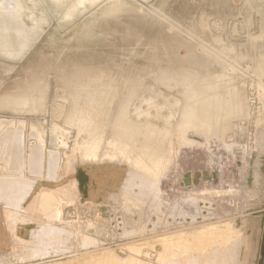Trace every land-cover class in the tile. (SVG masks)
<instances>
[{"label":"rangeland","instance_id":"rangeland-1","mask_svg":"<svg viewBox=\"0 0 264 264\" xmlns=\"http://www.w3.org/2000/svg\"><path fill=\"white\" fill-rule=\"evenodd\" d=\"M77 1L0 0V264H264V0Z\"/></svg>","mask_w":264,"mask_h":264},{"label":"bare ground","instance_id":"bare-ground-1","mask_svg":"<svg viewBox=\"0 0 264 264\" xmlns=\"http://www.w3.org/2000/svg\"><path fill=\"white\" fill-rule=\"evenodd\" d=\"M58 1H64V0H58ZM90 1H94V0H90ZM78 3L80 2V0H78L77 1ZM59 3V2H58ZM6 32V33H5ZM7 32H9L7 29H6V27H4V28H0V50H2V49H4V52H6V53H9L10 52V47L11 46H9V42H8V39L10 38V36H9V34L7 33ZM17 36L19 35V33L16 31V33H15ZM4 47V48H3ZM191 74V73H190ZM93 79H95V78H93ZM207 82H209V81H207ZM189 86V85H188ZM196 90V89H195ZM99 93V92H98ZM196 95V94H195ZM139 115V114H138ZM108 126V125H107ZM32 127V126H31ZM78 129V128H77ZM82 130H83V128H82ZM78 131V130H77ZM77 133V132H76ZM90 140H92V139H90ZM74 142H75V140H74ZM84 142H86L85 140H84ZM4 143V142H3ZM76 144V143H75ZM81 144V143H80ZM85 144V143H84ZM87 144V143H86ZM84 145V147H87V145ZM89 144H90V141H89ZM94 144V143H93ZM108 144L111 146V147H115L114 146V142H108ZM12 145V144H11ZM77 145H78V143H77ZM99 145V144H98ZM14 146V145H13ZM80 146H82V145H80ZM96 145L94 144V146L92 145V146H90V149H91V147H92V149H93V147H95ZM107 147V146H106ZM5 148V147H4ZM73 148H74V146H73ZM80 148V147H79ZM78 148V149H79ZM13 149V148H12ZM86 149V148H85ZM90 149H88L89 151L88 152H91L92 153V151H90ZM91 149V150H92ZM115 149V148H114ZM95 150V149H94ZM94 150H93V152H94ZM117 150V149H116ZM115 150V151H116ZM108 151V150H107ZM119 151V153H120V150H118ZM117 151V152H118ZM121 151H123V150H121ZM12 153V152H11ZM90 153V154H91ZM103 153H106V152H103ZM109 153V152H108ZM110 153H113V151L112 152H110ZM85 154H87V153H85ZM115 154H117V153H115ZM120 154H123L122 152L120 153ZM82 155V154H81ZM93 155V154H92ZM107 155V154H106ZM111 155V157H112V154H110ZM118 155V156H117ZM117 155H114L115 157H119V154H117ZM125 155V154H124ZM134 155V154H133ZM3 156V155H2ZM9 156V155H8ZM87 156H88V154H87ZM104 157H105V155H103ZM102 156V157H103ZM7 157V156H6ZM93 157H95V156H93ZM106 157H108V156H106ZM120 157H122L121 155H120ZM125 157V156H124ZM135 157V156H134ZM89 158V157H88ZM123 158V157H122ZM118 159H120V158H118ZM124 159H126V158H124ZM138 160H142L141 158L140 159H138ZM131 161V160H130ZM134 162V161H133ZM143 162V161H142ZM97 163V162H96ZM138 163V162H137ZM101 164V163H100ZM135 164V163H134ZM110 165V164H109ZM137 165H139V164H137ZM156 165V164H155ZM100 166V165H99ZM102 166V165H101ZM111 167V166H110ZM142 167V166H141ZM100 168V167H99ZM104 168V167H103ZM147 168V167H146ZM158 168V166L156 167V169ZM105 169V168H104ZM143 169H145V168H143ZM202 169V168H201ZM109 171V170H108ZM75 173H76V176H77V178L79 179V181L80 182H78V183H80V186H79V189H84V184H87L88 182L91 184V179H92V176H91V173H89V170L87 171L86 169H84L83 167L81 168V167H78V168H76V170H75ZM117 176V175H116ZM85 178H87V179H85ZM78 179H76L77 181H78ZM196 179H197V175H196V173H193V174H184V176H183V178H182V182H184L185 184H188V183H192V181H196ZM103 180V179H102ZM213 181V180H212ZM201 182V181H200ZM78 186V185H77ZM100 186V185H99ZM197 187V186H196ZM86 194H84L83 196H85ZM84 204V203H83ZM55 205V207H56V204H54ZM62 205H65V203L63 204L62 203ZM68 205V204H67ZM49 207V206H48ZM47 207V208H48ZM54 207V208H55ZM46 208V209H47ZM50 208H51V206H50ZM50 208H48L50 211H51V209ZM60 207H58V209H59ZM58 209H57V211H58ZM62 209V208H61ZM63 210V209H62ZM73 210V209H72ZM72 210H71V212H72ZM56 210L54 209V214L57 212H55ZM66 211V210H65ZM69 211V209H67V212ZM52 212V211H51ZM63 211H61V213H62ZM49 213V212H48ZM58 214V213H57ZM65 214V213H64ZM51 215H52V213H51ZM50 215V216H51ZM65 215H67V214H65ZM53 216V215H52ZM56 216V215H55ZM63 217H64V215H63ZM69 217H70V215H69ZM58 218V217H57ZM71 218V217H70ZM60 220V219H59ZM68 220V219H67ZM65 221V220H64ZM78 224V223H77ZM64 228V227H63ZM237 235V234H236ZM225 236V235H224ZM230 236V235H229ZM239 236V235H238ZM223 236H221V238H222ZM230 238V237H229ZM228 238V239H229ZM215 239V238H214ZM237 239V238H236ZM219 240V239H218ZM222 240V239H221ZM225 240H226V238H225ZM224 240V241H225ZM233 240V239H232ZM238 240V239H237ZM234 241V240H233ZM205 242V241H204ZM215 242V241H214ZM226 242H228V244H229V241H226ZM232 242V241H231ZM216 243V242H215ZM222 243V241L220 242V244L219 245H222L221 244ZM239 243V242H238ZM226 244V243H225ZM208 246H210V245H208ZM208 246H205L206 248L208 247ZM218 246V245H217ZM230 246V245H229ZM221 247H223V246H221ZM228 247V246H227ZM226 247V248H227ZM219 248V247H218ZM225 248V249H226ZM203 249H204V247H203ZM209 249V248H208ZM214 249V248H213ZM232 248H230V250H231ZM234 249V248H233ZM206 251H207V249H205ZM205 250H202V252L204 253V252H206ZM210 250V249H209ZM227 250V249H226ZM229 250V249H228ZM221 251V250H220ZM91 252V251H90ZM208 252V251H207ZM210 252V251H209ZM212 252V251H211ZM221 252H223V251H221ZM202 253V254H203ZM213 253H214V251H213ZM213 253H212V255H213ZM197 254H199V253H197ZM202 254H200V255H202ZM207 254V253H206ZM217 254V253H216ZM210 255H211V253H210ZM225 255V254H224ZM253 255V254H252ZM209 256V255H208ZM207 256V257H208ZM230 256V255H229ZM203 257V256H202ZM214 257V256H213ZM236 257V256H235ZM252 257V256H251ZM204 258V257H203ZM210 258H211V256H210ZM215 258V257H214ZM227 258V257H226ZM219 259H220V255H219ZM219 259L217 260V261H219ZM225 259V258H224ZM224 259H222V260H224ZM229 259H230V257H229ZM249 259H251V258H249ZM207 259H205V261H206ZM232 260V259H231ZM235 260V259H234ZM210 261H211V259H210ZM213 262H214V260H212ZM224 261H226V260H224ZM233 261V260H232ZM250 261V260H249ZM216 262V261H215ZM236 262V261H235ZM206 263V262H205ZM208 264H209V262H208ZM217 264V263H216ZM221 264H224V263H222L221 262ZM226 264H227V262H226ZM229 264V263H228Z\"/></svg>","mask_w":264,"mask_h":264}]
</instances>
